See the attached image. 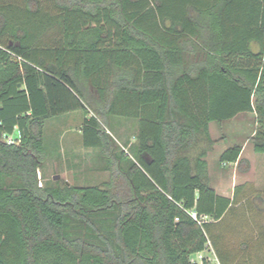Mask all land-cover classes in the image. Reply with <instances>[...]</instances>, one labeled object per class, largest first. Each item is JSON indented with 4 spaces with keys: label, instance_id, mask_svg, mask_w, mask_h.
<instances>
[{
    "label": "trees",
    "instance_id": "obj_1",
    "mask_svg": "<svg viewBox=\"0 0 264 264\" xmlns=\"http://www.w3.org/2000/svg\"><path fill=\"white\" fill-rule=\"evenodd\" d=\"M79 110L109 179L40 186L46 121ZM246 112L264 154V0H0V264H194L233 203L210 123ZM117 117L138 121L128 151ZM242 152L220 162L247 173Z\"/></svg>",
    "mask_w": 264,
    "mask_h": 264
},
{
    "label": "rangeland",
    "instance_id": "obj_2",
    "mask_svg": "<svg viewBox=\"0 0 264 264\" xmlns=\"http://www.w3.org/2000/svg\"><path fill=\"white\" fill-rule=\"evenodd\" d=\"M86 117H88L86 113L79 110L46 121L44 139L49 157L44 166L38 171L40 186H53L60 181L73 186L85 187L100 185L109 179V172L102 170L106 163L105 160L100 157L97 150L88 149L84 146L82 126ZM115 125H119V129L124 133L126 140L118 135ZM130 125L131 121L129 119L117 117L111 119L107 126L112 132L118 149L125 148L128 151L129 147L137 142L130 146L128 144L129 141H132L133 135ZM257 128L256 116L250 112L241 113L234 119L223 123H214L212 126L213 137L218 141L221 140L220 146L215 149L210 158V187L212 189H217L222 185H226L227 188L228 183H231L233 165L220 162L221 155L219 153L225 147L244 145L243 158L250 161V169L247 175H243L242 171L237 174L239 181L248 179V182H251L248 184L249 188L247 189L250 195L249 200L242 207H234L228 212L225 219L209 227L208 230L209 235L214 231L223 235L220 240L226 241L230 246L231 259H240V254L244 253L235 244L236 239L243 235L238 227H244L245 221L248 222L247 220L253 218L260 217L264 219V154L255 153L253 144L249 141L250 136L255 134ZM223 177L224 181L222 180ZM238 216L241 218L239 223H237ZM250 232L249 235L256 233L257 237L261 233L257 232L256 229ZM261 241L264 242V239ZM201 255L204 258H211L214 264H219L212 253L204 252ZM226 255L229 254L226 253ZM234 259L231 262L232 264H241L240 261L236 262ZM191 260L194 263H202L198 254H193Z\"/></svg>",
    "mask_w": 264,
    "mask_h": 264
},
{
    "label": "crops",
    "instance_id": "obj_3",
    "mask_svg": "<svg viewBox=\"0 0 264 264\" xmlns=\"http://www.w3.org/2000/svg\"><path fill=\"white\" fill-rule=\"evenodd\" d=\"M129 120L131 121L130 126L132 127L133 130V135L131 139L132 141L129 142L127 141L130 146L137 141L136 137L138 135V121L132 119ZM214 123L216 122L210 123V133L212 139L216 140L212 134V126L214 125ZM119 128H120L119 125H115V130H117L118 135L119 136L121 135V137L124 140H126L124 138V133ZM218 146H220V144L215 145L214 149L211 152H209L206 157V161L208 163V175L210 181H211L210 158L212 153L215 151V149ZM241 146L243 147V152H244V145ZM123 149L126 150L125 148ZM226 149L228 148L225 147V149H223L222 152H224ZM222 152H220L219 154L221 155ZM243 152L241 155L242 158H243ZM232 165H233V172H232L231 183L230 182L228 183L227 188L225 187L226 185L225 186L222 185L221 187H217V189H214L219 196L226 197L232 200L233 202L231 205L232 208L229 211H231L234 207H242L245 204V202L249 200L250 195L248 194L247 189L249 188L248 184L251 183L248 182L249 181L248 179L239 181V179L237 178V174L238 172H240V169L238 168L237 163H234ZM243 175H247V173H244ZM222 180L223 181L225 180L224 177L222 178ZM226 216L227 214L221 220L213 222V224H211L210 227L220 223L223 219H225ZM240 220L241 218L238 216L237 223H239ZM247 221L248 222L245 221L244 227L243 226L238 227V230L242 232L243 235L239 236V238L236 239L235 242L237 248L241 249L244 253L240 254L241 255L240 259L239 258H235V259L233 258V259L234 261L236 260V262L240 261L241 264H264V242L261 241L264 239V219L258 217ZM255 229L257 230V232H261L258 235V237L256 236L257 235L256 233H254L253 235H249L251 233L250 231ZM220 237H223L221 233L217 231L212 232L210 234V242L208 243V248L204 252L210 254L212 253L214 257H216V260L219 262V264H232L231 262L233 261V259H231L232 256L230 257L231 253H229L230 246L226 243V241L220 240ZM226 253L229 255H226ZM205 259H207L209 262H212L211 258H205ZM212 264H214V262H212Z\"/></svg>",
    "mask_w": 264,
    "mask_h": 264
},
{
    "label": "built area",
    "instance_id": "obj_4",
    "mask_svg": "<svg viewBox=\"0 0 264 264\" xmlns=\"http://www.w3.org/2000/svg\"><path fill=\"white\" fill-rule=\"evenodd\" d=\"M4 141L8 144V145H19L21 142V135L18 131V129L16 128L15 133L12 135H4ZM189 214L191 215V217L198 221L199 224H201L203 221H206L207 218L203 217L201 219L198 218V215L195 211H191L189 212ZM178 221V219H176ZM199 259L200 260H205V258L201 255V253L199 254Z\"/></svg>",
    "mask_w": 264,
    "mask_h": 264
},
{
    "label": "water",
    "instance_id": "obj_5",
    "mask_svg": "<svg viewBox=\"0 0 264 264\" xmlns=\"http://www.w3.org/2000/svg\"><path fill=\"white\" fill-rule=\"evenodd\" d=\"M194 264H197V263H194Z\"/></svg>",
    "mask_w": 264,
    "mask_h": 264
}]
</instances>
